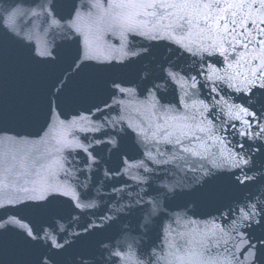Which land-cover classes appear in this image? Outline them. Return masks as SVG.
<instances>
[{"label": "snow or ice", "instance_id": "snow-or-ice-1", "mask_svg": "<svg viewBox=\"0 0 264 264\" xmlns=\"http://www.w3.org/2000/svg\"><path fill=\"white\" fill-rule=\"evenodd\" d=\"M26 3L0 8V131L54 144L0 181V264H264V0Z\"/></svg>", "mask_w": 264, "mask_h": 264}, {"label": "water", "instance_id": "water-1", "mask_svg": "<svg viewBox=\"0 0 264 264\" xmlns=\"http://www.w3.org/2000/svg\"><path fill=\"white\" fill-rule=\"evenodd\" d=\"M116 42L117 41H116L115 37H111L110 35H105L103 37V39L100 41V45H101V47H103V45L105 43L114 44ZM91 63H95V62L93 61ZM87 71H91V69H89ZM73 98H74V85L72 83H69L68 94H67V102L64 105L65 112H69L71 114H74L76 108L79 107V105L73 103ZM53 108H54V110L59 111V109H56L55 103H54V107ZM113 115H115V113H113ZM62 118H64V117H62ZM66 118L67 119H71V115H68ZM47 132H48V129L46 130V133ZM46 133H45L44 140H43V143H42V146H41V149H40V153H39V156H38V159H37L34 171H33V173L40 172L41 175L44 176V177L47 176V173L43 169H41L39 167V164L42 163V162H46V161L41 159V154H45L46 155V153L48 151L52 150V144H54V141H50V138L46 135ZM52 134L54 136L60 137V136L63 135V130L56 128V129L53 130ZM77 135H79L81 139H83V137H84V134L78 133ZM88 135H89V138H91L92 134H88ZM46 141H48V142H46ZM39 179H40V176H36V175L32 174L30 181H33V180L38 181ZM96 187L100 188L101 192L106 190L101 185H97ZM93 195H95V192L93 193ZM98 199L100 200L101 208H103L104 205L107 203V197L105 196V197L98 198ZM113 202L115 203L117 201H113ZM94 211H96V210H94ZM176 211H180V210L176 209ZM204 218L205 217H193V219H204ZM84 219H91V220H93V222H95V217L93 215H91V212L86 217H84ZM62 223H65V222L62 221ZM169 223H170V220L164 219L162 221V226L158 229V231L157 232H153L150 237L149 236H145L144 237V242L145 243H149L152 240H155L156 244L159 245L161 243V239L163 238V235H164V228L167 227V225ZM173 227H176V225H173ZM72 231H80L79 226L76 225V224L71 225L70 228H69V235H71ZM158 236L160 237V239H157ZM69 264H70V258H69Z\"/></svg>", "mask_w": 264, "mask_h": 264}]
</instances>
